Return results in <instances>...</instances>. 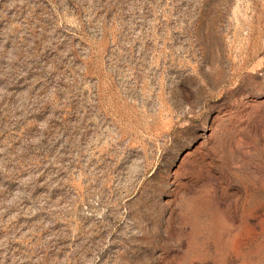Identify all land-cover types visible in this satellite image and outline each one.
<instances>
[{
  "label": "rangeland",
  "instance_id": "rangeland-1",
  "mask_svg": "<svg viewBox=\"0 0 264 264\" xmlns=\"http://www.w3.org/2000/svg\"><path fill=\"white\" fill-rule=\"evenodd\" d=\"M0 264H264V0H0Z\"/></svg>",
  "mask_w": 264,
  "mask_h": 264
}]
</instances>
